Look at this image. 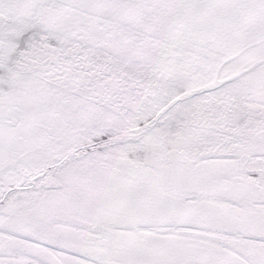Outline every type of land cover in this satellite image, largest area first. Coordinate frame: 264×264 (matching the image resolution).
Masks as SVG:
<instances>
[{"label": "snow or ice", "instance_id": "1", "mask_svg": "<svg viewBox=\"0 0 264 264\" xmlns=\"http://www.w3.org/2000/svg\"><path fill=\"white\" fill-rule=\"evenodd\" d=\"M0 264H264V0H0Z\"/></svg>", "mask_w": 264, "mask_h": 264}]
</instances>
